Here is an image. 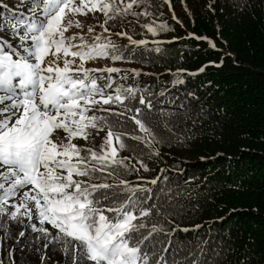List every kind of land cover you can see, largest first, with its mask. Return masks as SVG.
Listing matches in <instances>:
<instances>
[{"label": "trees", "instance_id": "1", "mask_svg": "<svg viewBox=\"0 0 264 264\" xmlns=\"http://www.w3.org/2000/svg\"><path fill=\"white\" fill-rule=\"evenodd\" d=\"M128 2L116 0L119 7ZM0 4L10 5L0 9V23L13 11L31 6L20 0ZM145 8L152 15H118L106 25L121 60L101 57L84 66L121 69L93 75L101 87L111 77L108 92L117 86L136 90V99L125 104L142 109L138 118L154 139H130L145 135L131 119L97 111L115 131L128 134L127 147L119 151L120 158H128V168L115 166L109 169L112 176L97 173L90 182L123 180L141 189L137 207H151V215L143 219L147 227L135 239L147 236L153 226L160 229L143 245L149 264H264V0H146L133 11ZM74 19L84 27H72L66 36L80 31L91 43L95 35L106 34L102 12ZM150 23L157 26L155 34L143 27ZM161 23L166 30H159ZM89 26L94 29L91 34ZM121 32L127 36L117 35ZM0 36L9 39L5 32ZM128 37L144 43H132ZM52 59L49 56L47 62ZM59 63L62 67L63 60ZM79 63L76 58L73 67ZM141 96L151 101V109L139 103ZM111 108L125 111L121 105ZM91 131L88 140L73 142L99 150L107 128ZM106 194L116 199L102 202L103 207L118 205L131 195L120 188ZM8 210H13L10 204ZM21 221L0 216L2 264H72L59 243L33 232L27 217ZM44 227L56 234L50 225Z\"/></svg>", "mask_w": 264, "mask_h": 264}, {"label": "snow or ice", "instance_id": "2", "mask_svg": "<svg viewBox=\"0 0 264 264\" xmlns=\"http://www.w3.org/2000/svg\"><path fill=\"white\" fill-rule=\"evenodd\" d=\"M145 2L129 0L119 7L116 0H20L21 5L31 6L26 12L13 11L0 23V32L9 37L0 36V216L17 222L27 217L31 230L50 238V243H59L72 264H149L143 245L160 230L153 226L147 236L135 239L147 227L143 219L151 215V207H137L136 194L141 189L123 180L119 184L90 182L97 173L112 176L109 169L115 166L128 168V158L119 157V151L127 147L124 137L128 134L115 131L105 116L95 114L97 111L131 119L145 135H132L130 139H154L152 130L138 118L142 109L125 104L136 99V90L117 86L108 92L111 77L101 87L93 75L121 69L84 66L88 60L104 57L116 61L123 57L111 39L102 34L95 35L91 43L83 34L65 35L72 27L82 29L84 25L74 17L89 12L104 14V33L109 31L108 21L118 15L150 16L147 8L141 13L133 11L134 5L139 7ZM6 8L8 5L0 4V9ZM143 27L157 32L152 23ZM158 28L163 31L167 25L161 23ZM93 31L89 26L88 33ZM211 46L215 48V44ZM49 56L51 62H47ZM76 58L80 63L73 67ZM139 103L152 107L143 96ZM112 105H121L125 111H114ZM128 112L135 115L127 117ZM105 128L107 133L99 150L73 142L77 138L88 140L91 130L101 132ZM60 131L65 136L57 142L54 137ZM140 164L147 170L143 161ZM113 188L131 195L118 205L101 206L116 199L106 194ZM23 189L27 190L15 202ZM9 204L13 209L10 212ZM46 224L56 230L54 236L44 227ZM19 236L24 237L25 232H19Z\"/></svg>", "mask_w": 264, "mask_h": 264}, {"label": "rangeland", "instance_id": "3", "mask_svg": "<svg viewBox=\"0 0 264 264\" xmlns=\"http://www.w3.org/2000/svg\"><path fill=\"white\" fill-rule=\"evenodd\" d=\"M6 5H8V8H6V9H9L10 7V5L9 4H6ZM24 12H26V11H24ZM74 34H83V32H80V31H78V32H74V33H71L69 36H72V35H74ZM85 34V33H84ZM107 35H110V33H106V34H103V36H107ZM77 42V41H76ZM62 137H64L63 135H59L58 133L56 134V136L54 137V139H57V141H59L60 142V138H62ZM66 142V141H65ZM25 190H27V189H25ZM24 190V191H25Z\"/></svg>", "mask_w": 264, "mask_h": 264}]
</instances>
